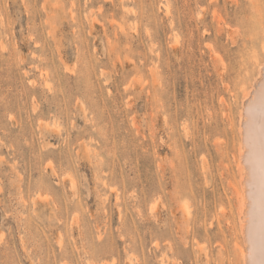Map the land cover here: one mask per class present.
Returning a JSON list of instances; mask_svg holds the SVG:
<instances>
[{
  "label": "rangeland",
  "instance_id": "374dc122",
  "mask_svg": "<svg viewBox=\"0 0 264 264\" xmlns=\"http://www.w3.org/2000/svg\"><path fill=\"white\" fill-rule=\"evenodd\" d=\"M263 75L264 0H0V264H245Z\"/></svg>",
  "mask_w": 264,
  "mask_h": 264
},
{
  "label": "bare ground",
  "instance_id": "6f19581e",
  "mask_svg": "<svg viewBox=\"0 0 264 264\" xmlns=\"http://www.w3.org/2000/svg\"><path fill=\"white\" fill-rule=\"evenodd\" d=\"M253 93L244 112V146L240 152L246 187L243 205L247 212L243 224L247 246L241 253L245 264H264V81Z\"/></svg>",
  "mask_w": 264,
  "mask_h": 264
}]
</instances>
